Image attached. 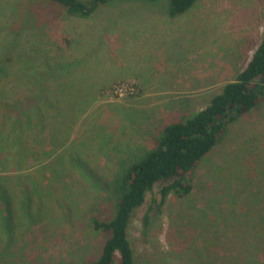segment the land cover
Instances as JSON below:
<instances>
[{"label": "rangeland", "instance_id": "obj_1", "mask_svg": "<svg viewBox=\"0 0 264 264\" xmlns=\"http://www.w3.org/2000/svg\"><path fill=\"white\" fill-rule=\"evenodd\" d=\"M11 1L0 0V49L6 53L11 48L16 64H32L35 77L56 61L65 66L61 83L74 91L72 108L62 113L52 133L66 132L60 151L75 145L84 162L53 167L27 156L29 164H21L19 171L15 162L0 172L5 192H12L16 231L8 241L0 230V264H81L98 257L106 238L91 229L90 218L108 219L114 213L104 198L120 157L151 147L148 139L158 134L166 115L193 116L245 68L260 40L264 0H199L178 19L168 16L167 0L118 2L88 19L55 9L43 30L33 26L37 19L27 18L24 6L15 11ZM148 27L161 34L154 45L162 41V30L167 42L156 47L154 61L147 59L153 46L149 38L155 34L147 35ZM134 71L158 72L154 84L141 85L138 97L125 90L138 82ZM15 73L14 87L31 81L29 75ZM94 74L103 75L100 85L90 82ZM59 83L48 87L57 91ZM14 146L26 153L38 147L22 146L21 140ZM172 182L158 184L134 214L129 239L136 263L236 264L244 252L241 232L264 217V102L230 125L195 169L189 194L171 192L162 202L160 191ZM23 191H34L25 213L20 209ZM0 201V209L8 210L9 203Z\"/></svg>", "mask_w": 264, "mask_h": 264}, {"label": "trees", "instance_id": "obj_2", "mask_svg": "<svg viewBox=\"0 0 264 264\" xmlns=\"http://www.w3.org/2000/svg\"><path fill=\"white\" fill-rule=\"evenodd\" d=\"M43 1L44 4L19 0H12L11 3L15 11L24 6L27 18L36 17L37 19V24L33 26L38 30H43L41 26L49 25L56 13L55 9L62 10L72 17L88 19L110 4L118 2L151 4L161 0ZM167 1L168 16L178 19L188 14L199 0ZM44 9L46 14L41 15ZM3 28L0 25V33ZM9 28L15 32L11 25ZM21 31L22 26L19 25L16 32ZM13 55L11 48H7L6 53L0 49V172L8 166L15 167V162L17 166L15 169L19 171L21 164L25 166L29 164L27 156L34 159L39 158L42 164L53 167L65 161L77 167L79 161H84L77 157L75 145L74 147L69 146L71 151H60L66 145V132L60 130L57 134L52 133V128L60 125L62 113H68L67 110L71 111L72 108L74 91H68L61 83L64 80L62 73L65 66L56 61L55 67L46 69L44 72L39 71L35 77L37 73L32 64L22 66L21 63L16 64L17 60ZM15 72H19L21 76L29 75L31 80L29 84L14 87V78H17L18 74ZM50 82L57 85L60 82L59 90L51 89V91L48 87ZM133 86L136 92L129 96H140L141 84L137 82ZM87 91L91 93L93 90L87 89ZM208 102L206 107L186 119H180L174 114L166 115L158 134L148 139L151 147L144 146L136 154L120 157L123 159L118 162L119 169L107 185L104 198L106 205H113L114 213L108 219L97 217L96 214L90 218L91 229L94 232L105 234L106 238L98 257L81 264H137L129 239V228L136 211L146 204L148 194L158 184L168 181L173 182L162 187L160 191L162 202L171 192H176L180 196L189 194L192 188L190 182L195 169L220 143L230 125L251 113L264 102V25L258 46L245 68L234 79L226 83L220 91L214 93ZM74 110L77 109L73 108L72 111ZM17 140L22 141V146L30 144L31 147H38L26 153L24 150L21 151V146L15 149L14 145ZM35 140H40V142L36 143ZM22 158L24 160H21ZM13 159L16 161L12 162ZM82 171L83 169H81L82 174H86ZM87 171H90L89 168ZM57 175L60 177L61 173ZM51 179L52 181L55 179L53 175ZM31 180L35 182V179ZM45 180L48 182L47 178ZM5 181L0 180V198L9 203V208L6 210L2 206L0 209V230L4 229V236L9 241L14 238L16 231L12 227L14 223L11 209L12 192H5ZM33 192L23 191L20 209L24 213L26 212L25 203L30 201ZM148 222L149 219L146 217L145 224ZM241 233L244 252L242 257L237 259L236 264H247L248 262L264 264V217H260L259 223L257 222L250 229L246 227Z\"/></svg>", "mask_w": 264, "mask_h": 264}, {"label": "crops", "instance_id": "obj_3", "mask_svg": "<svg viewBox=\"0 0 264 264\" xmlns=\"http://www.w3.org/2000/svg\"><path fill=\"white\" fill-rule=\"evenodd\" d=\"M164 15H166V13L164 14ZM154 16V15H153ZM179 18V17H178ZM140 22V21H139ZM148 22H150L149 21V19H148ZM149 28V27H148ZM158 29L159 28H149L148 30H147V35L149 34V35H151L152 33H155V34H153V36H152V38H149V36L147 37L146 36V40H148V38H149V44H151L152 43V47H151V49H152V51L150 52V55L147 57V59H149V61H154V56H155V54L156 53H158L157 52V50H156V47H162V46H166V44H167V42H166V40H165V36H163V30L161 31L162 32V41L160 40V42H159V44L158 43H156L155 45L153 44V41H154V39H160V33H156L157 31H158ZM161 29V28H160ZM144 35H145V33H144ZM150 40L152 41V42H150ZM158 44V45H157ZM150 66H152V65H149V67ZM135 73H133V77H134V79H136L142 86H143V88L145 87V86H149V85H152V84H154V82H155V77H156V75H158V72L157 71H148L147 73H144L143 71H134ZM131 74V73H130ZM129 74V75H130ZM128 75V76H129ZM111 77V76H110ZM102 80H103V75H97L96 76V74H94V75H92V81H90V82H92V83H96V85H100L101 83H102ZM161 81L162 80H160L159 81V86H160V83H161Z\"/></svg>", "mask_w": 264, "mask_h": 264}, {"label": "built area", "instance_id": "obj_4", "mask_svg": "<svg viewBox=\"0 0 264 264\" xmlns=\"http://www.w3.org/2000/svg\"><path fill=\"white\" fill-rule=\"evenodd\" d=\"M122 90H123L122 88H117L116 91H122ZM125 90H126V95H131L136 92V89L134 88L133 84L129 85V87H127Z\"/></svg>", "mask_w": 264, "mask_h": 264}]
</instances>
